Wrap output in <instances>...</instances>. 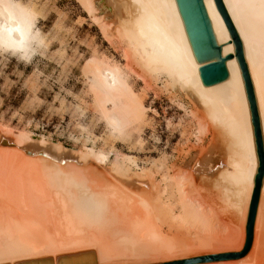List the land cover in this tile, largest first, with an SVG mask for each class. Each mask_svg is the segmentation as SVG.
Returning a JSON list of instances; mask_svg holds the SVG:
<instances>
[{
	"label": "bare ground",
	"instance_id": "obj_1",
	"mask_svg": "<svg viewBox=\"0 0 264 264\" xmlns=\"http://www.w3.org/2000/svg\"><path fill=\"white\" fill-rule=\"evenodd\" d=\"M76 1L104 36L125 42L144 75L162 77L167 89L184 94L195 108L198 134L210 131L214 138L201 157L189 155L172 175L166 174L169 182L161 188L151 173L129 172L127 165L135 166L130 156L117 157L105 168L109 159L102 151L87 148L78 153L44 136L33 138L26 131H15L10 138L12 130L1 125L0 264L43 257H52L57 264V256L89 250L95 251L98 264H128L131 260L156 264L190 258L200 248L215 253L241 251L258 159L244 81L215 1L203 0L212 33L222 56L232 57L226 61L227 78L209 86L200 78L203 63L195 58L176 0ZM222 3L242 45L264 146V0ZM34 31L31 10L15 0H0V49L27 57L33 43L39 42ZM84 66L93 79L94 102L113 134L121 135L142 121L147 109L118 65L91 58ZM215 138L223 146V157ZM198 178L209 180L220 209L240 225V234L235 231V235L225 225L229 223L220 220L216 204L215 208L211 205L216 200L206 203L204 195L193 194ZM170 220L172 224L176 220L193 223L190 227L198 226L201 235L203 231L213 234L206 235V240L195 237L197 243L192 245L181 238L177 241L175 235L170 239L161 228L165 221L171 224ZM195 247L199 249L193 251ZM232 261L227 262L264 264V178L251 247L244 258Z\"/></svg>",
	"mask_w": 264,
	"mask_h": 264
},
{
	"label": "rangeland",
	"instance_id": "obj_2",
	"mask_svg": "<svg viewBox=\"0 0 264 264\" xmlns=\"http://www.w3.org/2000/svg\"><path fill=\"white\" fill-rule=\"evenodd\" d=\"M15 1L33 12L34 32L38 34L39 42L33 43V51L27 57L0 49V126H6L12 130V133H9L10 138H14L13 132L15 131H26L32 134L33 138L44 136L78 153L79 151L83 153L87 148L96 152L102 151L108 155L109 159L105 168L123 155L130 156L135 166L128 164L129 172L137 174L143 170L151 173V179L154 180L156 186L160 185L161 188L169 182L165 178L166 174L172 175V172L191 155L201 157L202 152L209 148L213 134L211 135L210 131L202 135L198 134L199 120L197 116H193L195 108L190 100L182 93L167 89L164 85V78L153 79L144 75L135 63L131 56L133 54L125 42L104 36L78 1ZM127 50L131 54L130 52L127 54ZM91 58L118 65L127 77L133 92L147 109L142 121L131 124L120 133L121 135L110 131L100 108L94 102L90 89V81L93 79L91 74L87 73V64L84 66ZM85 70L87 71L84 72ZM214 140L220 148L219 156L223 157L222 144L218 138ZM79 164L80 167L83 165L81 162L74 163L76 166ZM80 167L76 168L80 170ZM84 168L81 167V169ZM162 178H164L163 181L166 180L162 182ZM194 187L190 186V190L195 191L194 195L198 192L202 194L201 197L205 196V202L218 200L216 192L212 191L213 188L209 185V180L204 181L198 178ZM216 201L211 202V205L213 208L216 207L218 214L220 213L221 219H219L229 224L221 222L232 227L233 230H230L234 231V234L235 231L238 232L237 235L240 234V229H238L240 225L237 226L238 224L228 212L223 213V208L220 211L221 203L219 200ZM165 222L161 224V228L168 238L171 239L172 235H175L176 240L181 238L182 242L187 240L191 245L197 243L195 237L206 240L208 235L213 234L203 231L205 234L202 236L198 232V230L201 231L198 226L197 228L195 225L190 227L193 223H179L180 221L177 222V220L173 221V224L172 221L171 224L169 221ZM233 223L236 224L233 225ZM195 229L199 234L195 233ZM222 244L220 247L224 246ZM195 248L193 251L198 247ZM207 249L200 248L201 251L198 250L196 255H188L190 258L186 256L187 258L166 260L156 264L222 254L207 251ZM227 261H225L226 264H228ZM131 262L152 264L132 260L128 264ZM214 262L222 264L221 261L199 264H213Z\"/></svg>",
	"mask_w": 264,
	"mask_h": 264
},
{
	"label": "water",
	"instance_id": "obj_3",
	"mask_svg": "<svg viewBox=\"0 0 264 264\" xmlns=\"http://www.w3.org/2000/svg\"><path fill=\"white\" fill-rule=\"evenodd\" d=\"M217 9L229 32L231 43L235 48L236 60L239 64L244 81L247 101L253 126L254 141L258 159L257 174L254 178V188L249 205V212L246 222V237L243 250L239 253L230 252L218 255H211L193 259H186L163 264H199L211 261L236 260L245 256L252 244L253 226L259 202L260 191L264 178V146L261 134L260 122L251 80L247 66L244 61L242 45L236 29L222 3V0H214ZM179 13L184 22V26L192 46L195 58L203 63L199 68L200 78L205 86L213 85L225 80L228 76L226 61L232 57L228 54L222 56L221 46L216 43L212 33L210 21L204 6L203 0H176ZM30 154V151L26 152ZM57 264H96L95 251H83L60 255L56 257ZM9 264V263H6ZM13 264H53L52 257H43L25 261L14 262Z\"/></svg>",
	"mask_w": 264,
	"mask_h": 264
}]
</instances>
